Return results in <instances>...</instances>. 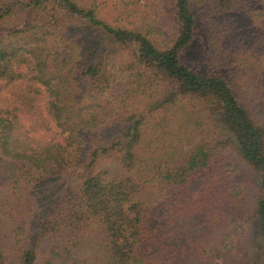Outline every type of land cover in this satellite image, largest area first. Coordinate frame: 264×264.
Returning a JSON list of instances; mask_svg holds the SVG:
<instances>
[{
    "label": "trees",
    "instance_id": "16d2710c",
    "mask_svg": "<svg viewBox=\"0 0 264 264\" xmlns=\"http://www.w3.org/2000/svg\"><path fill=\"white\" fill-rule=\"evenodd\" d=\"M194 1L0 0V183L82 173L0 192V264H264V0Z\"/></svg>",
    "mask_w": 264,
    "mask_h": 264
},
{
    "label": "rangeland",
    "instance_id": "374dc122",
    "mask_svg": "<svg viewBox=\"0 0 264 264\" xmlns=\"http://www.w3.org/2000/svg\"><path fill=\"white\" fill-rule=\"evenodd\" d=\"M168 1L170 0H141L137 6L134 5L133 7H130L129 11H124L121 8L118 9L113 5L114 0H98L100 3L98 9L100 11V15L111 24H127L126 22L131 24H140L141 22L146 24L156 23L160 28H163L166 31V35H168L170 34V31L174 25V21L168 12ZM158 3L161 4V12L160 17L157 18L156 10L159 9L157 8L159 7ZM194 3L198 4V1L196 0ZM82 24L86 25L85 22H82ZM81 25H78L79 28L76 26V28L79 30L82 29L84 26L80 27ZM200 29L205 30L203 23L200 24ZM99 41L101 43H106V37L99 39ZM196 50L194 49L192 54H195ZM246 174L247 172H242L240 174L241 178H245ZM76 176L80 177L82 176V173H77ZM77 177H74V174L69 175L68 173H62L50 177V179H47L45 182L28 183L22 187H14L12 184L1 182L0 192L3 195L1 193L0 194L3 197L10 199L11 196L15 198L19 192L23 191L25 198L35 202L33 204V208L31 209L33 211H37L40 206V202L43 203L54 199L58 190H62L66 185L76 180ZM45 190L46 192H44ZM248 194H250V192H248ZM41 248H44V244L41 246Z\"/></svg>",
    "mask_w": 264,
    "mask_h": 264
}]
</instances>
